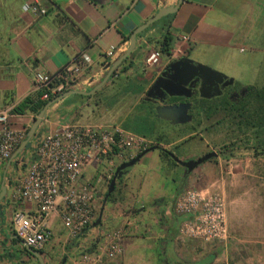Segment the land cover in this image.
Masks as SVG:
<instances>
[{
	"label": "crops",
	"instance_id": "crops-1",
	"mask_svg": "<svg viewBox=\"0 0 264 264\" xmlns=\"http://www.w3.org/2000/svg\"><path fill=\"white\" fill-rule=\"evenodd\" d=\"M220 1L182 0L174 13L161 17L148 30L135 36V45L126 61H122L114 70L118 74L116 80L108 77L106 82L89 95L70 94L52 103L46 108L44 118L35 133L50 130L59 123H106L112 120L115 112L120 111L119 106L126 109L123 108L125 102L129 108L144 103L142 107L148 112V118L153 117V113H149L151 106L141 98L146 86L163 65L178 56H185L196 63L216 66L217 61L231 60L235 49H242L240 43L249 39L251 34L244 30L245 15H240L237 11H233L235 14H225L223 8L218 7ZM245 1H248L246 13L255 11V6L259 5L258 0H242V3ZM175 2L176 0H0V108L15 106L25 96L37 92L32 85L34 72L53 73L83 49L90 57V64L83 71L80 83L74 90H90L107 72L106 64L125 50L130 32L161 6ZM26 3L36 4L45 12L37 14L23 10L22 5ZM227 3L231 6L230 0ZM228 4L224 2L222 5ZM165 34L169 37L166 41L167 52L161 51L160 59L154 66H144L146 55L157 48V42ZM181 35H187L188 40H181ZM251 42L254 44V40ZM109 46L115 49L112 60L104 57ZM261 50L264 52L263 45ZM107 97L112 99L109 103L105 100ZM126 114L122 117L117 114L118 123L123 128L144 136L158 148L146 151L129 168H125L114 183L112 201L104 199L103 195L95 216V219L100 216L99 223L90 226L77 240L83 245L91 244L99 232L126 220L122 253L107 264H125L127 245L137 239L152 241V249L161 251V256L169 251L173 259L168 264H172L180 261L176 258L173 237L179 222L184 218L183 215L173 213L172 201L192 181L201 184L198 188H204L206 181L193 180V169L198 165L184 175L179 164L172 165L168 156L160 155L159 148H167L169 144L186 139L192 134H184L165 143L161 136L154 133L146 136L133 131L132 125L124 127L127 123ZM31 120L30 112L16 113L10 118V125L14 128H27ZM21 157L25 158L19 162ZM179 157L182 159L191 156ZM29 159V148H26L10 160H0V185H4L0 198V264H14L8 252L22 246L14 238L12 214H27L34 210L29 203H20L12 209L5 204L10 182L26 169ZM122 161L125 159L114 160L112 170ZM104 166V163L89 162L83 169L82 180L92 184L96 194L102 181L96 182L95 178L98 172H103ZM166 175H169L173 184L168 192H164L163 179ZM57 223V214L51 213L46 221L51 232L50 239L39 249L45 264H65L67 252L75 250L76 241H66L65 231L63 228L57 230ZM190 246L186 244V247ZM214 258L212 253L181 262L212 264Z\"/></svg>",
	"mask_w": 264,
	"mask_h": 264
},
{
	"label": "built area",
	"instance_id": "built-area-1",
	"mask_svg": "<svg viewBox=\"0 0 264 264\" xmlns=\"http://www.w3.org/2000/svg\"><path fill=\"white\" fill-rule=\"evenodd\" d=\"M22 9L37 14L45 12L33 3L23 4ZM188 38L187 35L180 36L183 41ZM114 53V47L109 46L104 57L112 60ZM160 55L158 48L150 50L144 59V66L157 64ZM89 64V55L84 49L80 50L53 73L34 72L33 90L41 91L39 98L45 100L65 90L75 89ZM13 107L0 108V160L9 159L25 138L27 128L10 125V118L16 114ZM151 143L144 136L117 123H59L50 130L35 133L30 139V159L26 169L10 182L5 195V204L10 209L20 203H29L34 209L32 213L12 214L15 238L27 246L40 249L51 235L46 226L47 218L56 213L66 241H76L75 250L66 254L65 264H107L120 256L126 220L99 232L91 244L83 245L77 240L96 216L97 194L92 184L82 180L83 169L89 162L104 163V170L97 173L95 181L108 183L113 174L114 160H128ZM172 209L174 214L184 216L178 224L173 243L181 245L187 240L207 244L226 243V201L221 191L209 187L184 188L174 197Z\"/></svg>",
	"mask_w": 264,
	"mask_h": 264
},
{
	"label": "rangeland",
	"instance_id": "rangeland-1",
	"mask_svg": "<svg viewBox=\"0 0 264 264\" xmlns=\"http://www.w3.org/2000/svg\"><path fill=\"white\" fill-rule=\"evenodd\" d=\"M224 2L228 4L227 0H221L218 3L219 9L223 8L225 14H235L233 11H237L240 15H245L244 30L251 35L245 42L240 43L242 48L240 51L235 49L231 60L227 62L220 60L216 66H208L231 78V88L259 86L263 80L264 67V52L261 50L262 45L264 46V0H258L259 5L250 13H246L248 1L242 3V0H230L231 6L222 5ZM253 40L254 44L251 42ZM105 100L109 103L112 99L107 97ZM143 105L144 103L130 109L129 106L126 107L125 102L123 108L126 109L123 110L122 106H119L120 111L115 112L112 120L106 123L119 124L117 114L122 117L127 113V122L134 124L137 129L140 127L161 136L165 143L191 133V137L183 139L184 141H176L167 146L176 156L189 155L195 158L208 150L216 152V156L196 166L192 174L194 181H206L203 187L216 188L224 195L228 229L226 243L207 244L199 240H187L181 245L173 243L176 258L180 261L192 260L214 253L212 264H264V151L253 152L243 144L241 137L235 139L228 126L218 122L221 111L208 117L200 115L197 118L198 123H194L192 116L195 109L191 108L187 112L191 120L178 125L156 117L155 113L150 119L144 120L145 116L141 112ZM141 120L149 124L137 122ZM148 127H151L150 130ZM169 178V175H166L163 179L164 192L173 188ZM107 184L104 181L102 186L97 188L96 213ZM198 185L201 184L192 181L186 188H198ZM59 223L56 229L62 230ZM151 242L137 239L128 244L125 264L171 263L173 257L170 256V252L162 253L161 256V251L152 249ZM186 244L191 246L186 247Z\"/></svg>",
	"mask_w": 264,
	"mask_h": 264
},
{
	"label": "water",
	"instance_id": "water-1",
	"mask_svg": "<svg viewBox=\"0 0 264 264\" xmlns=\"http://www.w3.org/2000/svg\"><path fill=\"white\" fill-rule=\"evenodd\" d=\"M181 2L182 0H176V2L173 4H170L168 6H161L152 16L147 18L140 25L136 26L130 32L128 36V43H127V47L125 48V50L121 52L116 58H114L111 62H108L106 64L107 72L104 74L101 80L97 84H95L90 90L80 91V90L69 89L47 100L45 104L42 106V108L32 117V120L26 129L25 138L21 140V142L16 146V148L14 149L12 155L10 156L8 160L15 157L22 149H26L29 147L30 139L35 134V130L38 124L40 123L42 118H44L45 110L49 105L61 99L62 97H65L70 94L89 95L92 92H94L98 87H100L104 82H106L108 77L114 73V70L117 68V66L129 56L131 50L133 49L135 45V36L141 31H143L144 29H146L153 22L160 19L161 17L174 13L177 10ZM178 64H186L187 69L190 71L188 73L186 72V76L182 80H177L178 73H177V70L175 69V66H177ZM166 67L167 69L172 70V72H170V74L168 75V78L166 79L164 78V71H162L155 78V80L150 85V87L145 91V94L147 96H149V93L152 89H157L162 96L163 95L189 96L188 94L184 93V91L189 90V87H187V79L194 77V79L196 80L198 79L201 80L199 87H198L199 96L208 98L214 95V93H218V92H214V93L208 92L209 86H206L204 84L205 80L203 79V76H210V77L216 78V81L218 82L221 81L222 78H227L224 74L212 69L211 67L201 64V63L193 62L191 59L187 57H183V58L171 61L166 65ZM182 69L186 71L185 68H181L180 70ZM185 71H181L180 73L185 74ZM225 83L231 84L232 79L227 78V81ZM189 107H190V103L188 102L179 103V104H170V105L158 104L154 107V113L156 117L166 120L171 124H183V123L189 122L191 119V116L187 113V110L189 109ZM154 148H158V146L153 145L151 148H149V150L154 149ZM146 151L148 150H142L141 152L129 158L128 160L122 161L114 168L112 177L110 178L107 184L106 194L104 196V199L112 191L116 179H118L122 175L125 168L132 165L135 161H137L140 158V156H142ZM166 153L168 157L171 158L175 163L179 164L180 166H183L184 175H186V173L191 171L196 165H199L201 162L207 160L208 158H212L216 156V152L211 150L207 153H204L198 156L195 159L183 160V159L177 158V156H175L170 151H167ZM3 192H4V185L1 184L0 185V198L3 195ZM99 220H100V216L98 215L96 219L92 222L91 226L97 225L99 223ZM20 243L29 254L36 257L38 264H44L43 259L40 256V253L36 249L30 246H27L23 244L22 242Z\"/></svg>",
	"mask_w": 264,
	"mask_h": 264
},
{
	"label": "trees",
	"instance_id": "trees-1",
	"mask_svg": "<svg viewBox=\"0 0 264 264\" xmlns=\"http://www.w3.org/2000/svg\"><path fill=\"white\" fill-rule=\"evenodd\" d=\"M170 15L171 14L165 16ZM152 26L153 23L149 25L146 29H144L143 32L148 30ZM168 39L169 37L165 34L161 37V40L157 42V48L160 50V52H167L166 41ZM126 59L123 62H125ZM117 76L118 74L116 72L114 74H111L109 78H114L116 80ZM138 84L140 83L138 82ZM139 90H141V88H139ZM40 92L41 91H37L33 95L25 96L20 102H18L13 107V112L17 114H22L24 112H30L32 115L36 114L42 108L45 102L52 98L50 96L45 100H41L39 98ZM193 108L195 109L192 116V121L194 123H198L197 118L200 117V115H202L203 117H208L211 114H215L217 111H221V115L219 117L218 122L226 124L235 139H237V137H241L243 139L241 140L243 144L245 146L247 145V147L250 148V150L253 152L264 151V67L263 80L261 85L247 87L246 93L237 102H233L225 98H215L213 100H204L203 102L194 103ZM143 109L144 107H141V112L143 114L145 112L144 120L149 119L148 112L144 111ZM149 113H153V110L150 107ZM144 120L137 122H141V124H149L148 122H143ZM131 125L132 123L127 122L123 126L131 127ZM131 128L133 131L146 136H149L151 134L149 131H144L140 127L139 129H137L136 127H134V124ZM150 128L151 127H149V130ZM152 146L153 143H151V145L145 150H149V148H151ZM159 153L161 156L167 157L162 148H159ZM167 158L172 165H176V163L171 158ZM113 192L114 187L112 191L106 196V200H111ZM105 194L106 191L104 192V196Z\"/></svg>",
	"mask_w": 264,
	"mask_h": 264
},
{
	"label": "flooded vegetation",
	"instance_id": "flooded-vegetation-1",
	"mask_svg": "<svg viewBox=\"0 0 264 264\" xmlns=\"http://www.w3.org/2000/svg\"><path fill=\"white\" fill-rule=\"evenodd\" d=\"M185 56H178L175 59L171 60H177L180 58H183ZM169 61V62H171ZM168 62V63H169ZM166 63L165 65L162 66V68L157 72V74L151 79V81L149 82V84L146 86L145 90L143 91V95L141 100L145 103H147L149 106H151L152 110H153V115H154V107L158 104H179V103H190V107L189 109L193 108L194 103H198V102H203L204 100H213L215 98H225L227 100L233 101V102H237L239 99H241L244 94L247 91V87H235V88H231L230 85L232 84H226L225 82L227 81V78H222L221 81H216V78L210 77V76H203L204 84L206 86H209L208 92L209 93H214V92H218V93H214V95H212L211 97L205 98V97H201L199 96L198 93V87L200 84L201 80H196L194 79V77L187 79V87H189L188 91H184V93L188 94L189 96H184V95H180V96H167V95H161L160 92L157 89H152L149 93V96H147L145 94V91L150 87V85L153 83V81L155 80V78L162 72L164 71V78H168V75L170 74V72H172V70L167 69L166 65L168 64ZM181 68H185L186 71L184 69L180 70ZM175 69L177 70V80H182L185 78L186 76V72H190L187 67L186 64H178L177 66H175ZM181 71H185V74H181ZM188 112V110H187ZM191 120V119H190ZM168 122V121H167ZM184 124V123H183ZM164 150V153L167 155V151H171L170 148H162ZM205 151L204 153L209 152ZM173 153V152H172ZM174 154V153H173ZM200 154V155H202ZM175 155V154H174ZM198 155V156H200ZM168 156V155H167ZM197 156V157H198ZM178 158H180L179 156H177ZM195 157V158H197ZM195 159L194 157H186V158H182L183 160H187V159ZM182 171L184 170L183 166H181ZM39 253L40 256L42 258V254L41 251L39 249H36ZM8 256L9 258L13 261L14 264H27L29 262H31V264H38L36 257L32 256L31 254H29L24 248L23 246H21L19 249H15L12 248L11 250H9L8 252ZM172 264H183L181 261H175Z\"/></svg>",
	"mask_w": 264,
	"mask_h": 264
}]
</instances>
